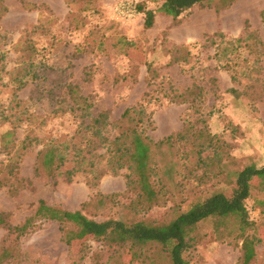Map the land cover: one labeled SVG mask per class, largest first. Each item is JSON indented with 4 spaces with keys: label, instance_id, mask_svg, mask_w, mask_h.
Listing matches in <instances>:
<instances>
[{
    "label": "rangeland",
    "instance_id": "1",
    "mask_svg": "<svg viewBox=\"0 0 264 264\" xmlns=\"http://www.w3.org/2000/svg\"><path fill=\"white\" fill-rule=\"evenodd\" d=\"M138 1L4 0L8 12L0 19V212L9 215L11 224L33 216L41 199L98 221L168 220L194 199L214 191L230 195L238 171L263 165L264 0H210L178 18L158 14L151 27L136 11ZM22 79L25 84L20 86ZM71 89L94 103L89 118L107 111L114 122L127 107L143 103L152 113L145 134L154 141L182 130L191 114L192 121L199 117L188 110L189 100L197 97L215 135L212 147L202 152L208 166H196L195 160H184L185 165L180 158L187 150L183 143L157 151L156 159L165 155L173 176H165L164 203L152 207L135 206L139 191L128 185L126 169L94 177L88 167L68 180L65 171L74 165L69 161L51 173L39 165V151L49 141L69 146L80 141L75 132L80 121L88 119L86 111L66 109L62 102L71 101ZM10 129L13 135H7ZM203 173L206 176L200 177ZM260 188L256 185L247 200L256 223L250 232L256 231L257 237L254 264H264ZM33 224L20 238V257L11 264H105L116 250L95 239L71 247L58 222L39 219ZM238 228L234 216L220 230L212 219L202 222L198 230L203 240L191 264H238ZM15 237L0 226V250ZM156 249L147 248L145 260L128 261L125 248L121 253L127 264H169Z\"/></svg>",
    "mask_w": 264,
    "mask_h": 264
},
{
    "label": "trees",
    "instance_id": "2",
    "mask_svg": "<svg viewBox=\"0 0 264 264\" xmlns=\"http://www.w3.org/2000/svg\"><path fill=\"white\" fill-rule=\"evenodd\" d=\"M207 1L210 0H142L135 2V6L138 13L145 15V26L151 27L158 14L178 18L194 5ZM0 2V19H2L8 8L4 0ZM150 3L155 5L151 6ZM32 4L36 6L35 3ZM24 84L25 81L22 79L20 86ZM70 100L62 101L66 102V109L74 111L79 108L86 111V117L91 120L80 121L75 132L76 137L82 136L80 141L72 142L70 146L65 142L49 141L44 144L38 153V163L51 173L56 172L69 161H74V165L65 171L68 180H72V176L79 171H87L88 167V171H91L94 177L106 172L117 173L121 169H126L128 185L137 186L139 191L135 206L152 207L164 203L163 189L167 186L165 176H169L168 179L173 176V167L165 162L166 156L164 155L160 160L156 159L157 151H161L164 146L179 148L183 143L187 149L183 151L184 156L180 155L184 164V160L187 162L195 160L196 166L201 164L208 166L205 164L206 158L202 157V152L212 147L215 135L209 129L207 119L203 117L199 106L200 100L197 97L189 100L188 110L193 109V113H197L199 117L192 121L191 114L187 121L185 120L182 130L158 141L145 134V124L151 122L152 113L148 112L143 103L127 107L121 117L112 122L107 111L89 118L94 103H90L88 96L76 92L75 89H71ZM111 129L116 131L111 133ZM14 133L15 131L10 129L7 135ZM23 142L26 143V140ZM100 150L103 151L99 152ZM218 158H221L220 155ZM162 162H165V167L160 170ZM194 171L195 168H192L189 173L193 174ZM204 176L205 173L200 177ZM177 185L184 186L185 182L178 181ZM256 185L264 190V164L246 165L238 171L230 195L222 191H214L205 198L192 200L186 209L162 221L151 219L126 221L122 218L98 221L88 217L81 210H68L50 205L41 199L35 214L18 225L11 224L9 215L0 212V226L16 234L8 245L1 248L0 264H11L20 257L19 240L32 230L33 221L39 219L58 222L63 240L71 247L81 241L95 239L102 242L104 247L116 249L105 264H127L123 261L122 248L129 253L128 261L145 260L149 257L146 254V249L149 247L157 248L158 256L167 259L169 264H191L192 256L203 240L198 230L200 224L212 219L215 221L216 229L220 230L231 216L238 220L236 238L242 241L238 264H254L257 259V237L256 231L255 235L250 232L255 230L256 223L250 219L247 200L252 196V190ZM261 205L264 207V201Z\"/></svg>",
    "mask_w": 264,
    "mask_h": 264
},
{
    "label": "crops",
    "instance_id": "3",
    "mask_svg": "<svg viewBox=\"0 0 264 264\" xmlns=\"http://www.w3.org/2000/svg\"><path fill=\"white\" fill-rule=\"evenodd\" d=\"M261 134L263 135V141H264V127L263 129L261 130ZM264 164V163H263Z\"/></svg>",
    "mask_w": 264,
    "mask_h": 264
},
{
    "label": "built area",
    "instance_id": "4",
    "mask_svg": "<svg viewBox=\"0 0 264 264\" xmlns=\"http://www.w3.org/2000/svg\"><path fill=\"white\" fill-rule=\"evenodd\" d=\"M132 10V9H131ZM130 15H133V13H130Z\"/></svg>",
    "mask_w": 264,
    "mask_h": 264
}]
</instances>
